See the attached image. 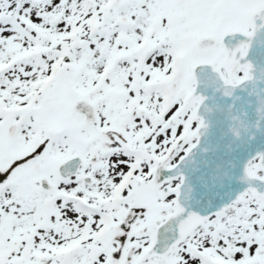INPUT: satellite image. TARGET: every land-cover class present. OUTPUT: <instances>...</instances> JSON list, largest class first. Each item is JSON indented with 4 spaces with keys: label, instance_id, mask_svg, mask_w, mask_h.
<instances>
[{
    "label": "snow or ice",
    "instance_id": "6c2138e0",
    "mask_svg": "<svg viewBox=\"0 0 264 264\" xmlns=\"http://www.w3.org/2000/svg\"><path fill=\"white\" fill-rule=\"evenodd\" d=\"M0 264H264V0H0Z\"/></svg>",
    "mask_w": 264,
    "mask_h": 264
}]
</instances>
